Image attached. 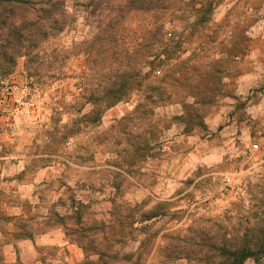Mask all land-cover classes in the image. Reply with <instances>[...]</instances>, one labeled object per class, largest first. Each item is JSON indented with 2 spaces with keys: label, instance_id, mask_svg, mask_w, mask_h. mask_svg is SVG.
I'll use <instances>...</instances> for the list:
<instances>
[{
  "label": "rangeland",
  "instance_id": "374dc122",
  "mask_svg": "<svg viewBox=\"0 0 264 264\" xmlns=\"http://www.w3.org/2000/svg\"><path fill=\"white\" fill-rule=\"evenodd\" d=\"M63 10L0 76V264H218L264 242V0Z\"/></svg>",
  "mask_w": 264,
  "mask_h": 264
},
{
  "label": "trees",
  "instance_id": "16d2710c",
  "mask_svg": "<svg viewBox=\"0 0 264 264\" xmlns=\"http://www.w3.org/2000/svg\"><path fill=\"white\" fill-rule=\"evenodd\" d=\"M15 3L20 12L18 22L10 24L6 18L0 22V76L10 74L18 58H29L44 41L59 34L65 23L63 0H15ZM131 88L121 85L112 89V98L105 109L125 100ZM92 112L101 113L94 108ZM259 238L252 237L240 246L224 248L218 264H244L249 258L264 254V242Z\"/></svg>",
  "mask_w": 264,
  "mask_h": 264
},
{
  "label": "crops",
  "instance_id": "0c3cea01",
  "mask_svg": "<svg viewBox=\"0 0 264 264\" xmlns=\"http://www.w3.org/2000/svg\"><path fill=\"white\" fill-rule=\"evenodd\" d=\"M1 103H3V102H2V101H0V105H1ZM3 105H4V104H3ZM0 108H1V111H2L1 113H2V114H3L4 112H6V111H7V110H4V109H3V108H4L3 106H2V107L0 106ZM2 116H3V115H2Z\"/></svg>",
  "mask_w": 264,
  "mask_h": 264
}]
</instances>
